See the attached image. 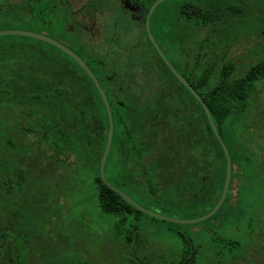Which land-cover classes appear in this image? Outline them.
I'll list each match as a JSON object with an SVG mask.
<instances>
[{
    "label": "trees",
    "instance_id": "trees-1",
    "mask_svg": "<svg viewBox=\"0 0 264 264\" xmlns=\"http://www.w3.org/2000/svg\"><path fill=\"white\" fill-rule=\"evenodd\" d=\"M53 1L40 0L37 10L33 1L0 0V18L2 9L15 5L20 20L33 25L34 32L73 50L98 78L114 119V138L105 167L108 182L145 209L141 202L208 214L222 195L227 161L203 107L174 77L148 39L147 45L159 62L157 67L144 51L145 60L138 65L129 56L131 63L112 62L109 69L107 62L111 61L101 60L93 49L88 51L93 69L77 52L86 53L88 45L78 6ZM155 1L147 0V10ZM206 3L179 4L171 9L172 16L163 13L157 17V8L151 29L168 60L208 106L231 156L229 190L222 207L211 218L220 214L234 224L241 223L236 230H242L245 237H225L219 232L200 245L183 236L179 247L166 255L150 252L147 238L140 235L139 222L143 217L158 219L134 208L101 179L109 123L93 81L58 48L32 38L7 36L0 38V53L6 59L10 55L14 63L9 68L0 65V105L5 111L11 105L19 108L18 117L11 116L10 120L14 119L23 137L9 132L6 140L10 120L2 117L0 264H117L123 260L125 264H264V149L251 151L258 159L234 157L225 139L229 121L243 117L254 96L255 124L244 129L252 136L248 144L261 147L264 142V106L259 103L257 87L264 79V50L251 49L256 58H248V65L240 72L241 66L234 60L223 63L208 58L212 49L203 46L214 40L216 32L231 28L242 11L237 0ZM260 11L264 13V8ZM162 26L169 30L164 31ZM249 33L259 37V32ZM57 34L61 40L53 37ZM261 36L264 41V33ZM10 39L14 42H7ZM182 58L188 61L187 73L180 72ZM117 66L121 68L116 70ZM96 72H103L101 78ZM170 79L179 87L172 95L164 87ZM178 108L180 112L173 111ZM162 119L178 139L192 135L191 125L198 131L197 142L192 140L188 150L179 152L185 158L183 165L169 161L175 154L174 147L159 142L157 124ZM238 141L235 136L233 142ZM179 166L183 170L172 181V172ZM86 171L95 185L88 193L90 203L112 218L111 232L103 235L101 245L89 239L73 213L85 195V182L78 176ZM108 172L113 173V180ZM90 243L97 248L91 249ZM6 251H11V263L7 262Z\"/></svg>",
    "mask_w": 264,
    "mask_h": 264
},
{
    "label": "rangeland",
    "instance_id": "rangeland-1",
    "mask_svg": "<svg viewBox=\"0 0 264 264\" xmlns=\"http://www.w3.org/2000/svg\"><path fill=\"white\" fill-rule=\"evenodd\" d=\"M211 1L213 0H168L158 6L157 17H161L163 13H165V16H172L171 9L178 6L179 4L193 2L198 5H204L206 2L209 3ZM237 1L239 3L238 8H241L242 14L240 16H237V18H235L236 20L234 19L231 28H227L226 26L221 30V32H216L214 35V40H212V42L209 43L206 47L203 46V48L212 49V54H208V58H212V61L221 60L224 63L228 60H234L237 63L238 67L241 66V68L238 69V71L240 72L245 69V65L247 64L248 58H256V53H254L255 51H250L251 49H261V53L264 50V41L263 37L261 36V33H264V13L260 11L264 8V0ZM14 6L15 5H12L11 8L2 9L3 16L0 18V32H34L35 29L33 25H28L27 22H24L23 20L19 19L17 13L18 11ZM109 6V11H106L103 14V19L106 23V27H109L108 33L103 35L104 39L95 48V52L101 57V60L111 61L107 62V64H109L107 65V68L112 69V62H117L115 64L118 65H124V63L129 64L133 62L134 64L138 65L140 62L145 60V57L143 56L144 51H146V55L148 56V58L152 60V62H154V65L157 67V65H159L158 59L147 44L142 42L141 48L136 47L140 39L143 41L145 40L142 39V35H144L143 27L142 30L134 29L131 27V25L124 26V24L121 22L122 27L128 28V33L130 34L126 35L125 30H121L123 28L119 25L120 29H118L116 32L123 33V35H126L121 36V39L119 40L115 35L116 33L114 31L113 19L114 17L120 16V11L118 7L114 4V0H109ZM249 11H252L253 13H250ZM162 28L164 31L169 30V28L165 26H162ZM250 30L259 32V37L255 38L256 35L251 36L249 33ZM59 36L60 35L57 34L53 37L60 39ZM250 36L255 39H251ZM107 39L109 40L110 44L106 42ZM7 42L12 43L14 41L10 39ZM62 42L68 44L67 41ZM71 47L74 49L72 45ZM77 52L80 53L84 60L94 69L93 64L88 56V50L86 53L82 50ZM13 54H16V52H11V55ZM129 56H131V62ZM8 57L10 58V55ZM9 58H4L0 53V65H6L9 68L14 63ZM182 61L183 66L180 67V72L187 73L186 67L188 65V61L186 58H182ZM219 66H222V64H219ZM118 68L121 67H115L116 70H119ZM96 73L98 77L101 78V73L103 74V72ZM7 78H10V74L7 75ZM164 87L168 89V93L170 95L173 94L175 89H179L177 83L173 79H170ZM257 87L259 88V103L261 104V106H264V79L257 84ZM6 103L7 105H10L9 101H7ZM2 107L3 105H0V121H2V117H7V120H10L11 116H13L11 118L18 117V115H16L17 111L19 110L18 107L13 105L8 106V109L10 108L8 111H5L4 108L2 109ZM255 107L257 106H255L253 96L252 100L250 101V107L247 109L245 115L241 118L232 117V119L225 127V129L227 130L225 139L228 146L231 148V153L234 157H236V155H239L240 157L251 158V160L258 159L260 157L254 153V155L252 156L251 151L258 152L260 148L264 149V142L260 143L261 147L254 143L248 144L252 136L247 129H244L245 126L254 127V116H256ZM173 111L180 112V109H173ZM183 114L189 113L183 112ZM13 120L14 119L10 120V125H6V140H8V138L10 137L9 132H13L15 137H23L20 132V128L17 127L16 129L17 124H15ZM20 121L21 120H19L18 123H20ZM169 127L170 124L161 121V124L159 125L160 131L158 132L159 142H168L171 146H173L175 154L173 157L170 158L169 161H179L180 164L183 165L185 158H182V155L179 154V152H182V150H188L191 146L192 140L193 143L197 142L198 131L194 126L191 125L190 131L192 135L183 136L178 139L174 131H168ZM243 130L245 131V133ZM262 130H264V126L262 127ZM235 136L239 138V143L233 142V138ZM29 138H31V136ZM182 170L183 166H179L175 170H173L172 174L174 175L172 181H175L177 179V176L181 174ZM61 175H64L63 171H61ZM107 175L110 180H113L112 172H108ZM78 180H84L85 182L83 184V193L85 195L83 197H80L83 199L80 201V204L76 203V210H74L73 213L76 219L81 223L83 227V232L89 235V239L91 238L92 240H94V243L101 245L104 238L103 235L107 234L108 232H111L110 220L112 218L101 213L98 207L90 203L91 200L90 197H88V193L93 191L95 188V185L93 183V176L88 171H86L78 176ZM141 205L146 207L147 210H150L154 213L174 219L192 220L195 218L202 217V213H200V211L196 212L195 214L186 213L173 209L165 204L150 205L141 202ZM240 227L241 223L234 224L230 220H225V218L223 216H220V214L215 216L214 218L196 224H177L163 220H153L147 217H143L139 222L140 235L142 237L147 238L150 252L156 250L157 253H165V255L168 254V251L173 250V248L179 247L180 241L182 240L183 236H188L197 241L198 243H201L200 245H203L209 241L213 234L219 232L222 233L225 237H245V234L242 230L241 232H237L236 229ZM86 239H88V237H86ZM90 245L91 249L97 248L94 246V244L90 243ZM125 262L126 261L123 260L122 262H117V264H125Z\"/></svg>",
    "mask_w": 264,
    "mask_h": 264
},
{
    "label": "water",
    "instance_id": "water-1",
    "mask_svg": "<svg viewBox=\"0 0 264 264\" xmlns=\"http://www.w3.org/2000/svg\"><path fill=\"white\" fill-rule=\"evenodd\" d=\"M168 1V0H157L152 7L149 10L147 19H146V32H147V36L149 41L151 42V44L153 45L154 49L156 50V52L158 53L159 57L162 59V61L165 63V65L167 66V68L171 71V73L174 75V77L192 94V96L200 103V105L203 107L205 114L207 116V119L209 121V124L211 126V129L215 135V137L217 138L219 144L221 145L223 152L225 154L226 157V161H227V170H226V179H225V184H224V188H223V192L222 195L218 201V203L216 204V206L213 208V210H211L208 214L199 217V218H195L192 220H180V219H174V218H170V217H165L162 215H159L157 213H154L150 210H147L145 208H143L142 206H140L139 204H137L130 196H128L125 192L115 188L114 186H112L108 180L106 179V175H105V167H106V163H107V159L108 156L110 154L111 151V147H112V142H113V134H114V122H113V115H112V111H111V107L108 101V98L106 96L105 91L102 89L100 82L98 80V78L94 75V73L91 71V69L88 67V65L76 54L74 53L72 50H70L69 48H67L66 46H64L63 44H61L60 42L49 38L47 36L41 35V34H37V33H33V32H27V31H2L0 32V38L1 37H7V36H20V37H27V38H32L35 40H39L45 43H48L56 48H58L59 50H61L62 52H64L65 54H67L69 57H71L85 72L86 74L90 77V79L93 81L105 107L107 110V114H108V119H109V131H108V137H107V144H106V148L103 154V157L101 159V163H100V176L102 181L105 183V185H107L110 189H112L113 191L117 192L118 194H120L124 200H126L130 205H132L134 208H136L137 210H139L140 212L153 217L155 219L158 220H163V221H167V222H171V223H177V224H196L199 222H203L205 220L210 219L211 217H213L218 211L219 209L222 207L228 190H229V186H230V181H231V175H232V161H231V156L230 153L220 135V133L218 132V128L217 125L215 124L212 115L209 111L208 106L206 105V103L201 99V97L198 95V93L193 89V87L177 72V70L174 68V66L171 64V62L168 60V58L166 57V55L163 53V51L161 50V48L159 47V45L157 44L156 40L154 39V36L151 32V28H150V19L151 16L153 14V12L156 10V8L163 2Z\"/></svg>",
    "mask_w": 264,
    "mask_h": 264
},
{
    "label": "flooded vegetation",
    "instance_id": "flooded-vegetation-1",
    "mask_svg": "<svg viewBox=\"0 0 264 264\" xmlns=\"http://www.w3.org/2000/svg\"><path fill=\"white\" fill-rule=\"evenodd\" d=\"M28 1H33L34 7L37 10H39L38 4L40 3V0H19V2L24 3V4L27 3ZM57 1H60V0H54L53 3H57ZM61 3H72L76 6H78V10H79V11H77V12H79L78 18L80 19V22L83 25V30H84V33H86V38H87L86 43L88 45H87L86 49L88 51H92L93 49H95L100 44V42L104 39L103 35L108 33L109 27H106V23L104 22V19H103V14L106 11H109V8H110L109 0H63V2L61 1ZM147 3H148L147 0H114V4L118 7V9L120 11V16L114 17V19H113L114 20V22H113L114 31L116 33L115 35L119 40L121 39V36H126V35L130 34V33H128L129 32L128 28L122 27V25H121V22H122L124 24V26L125 25L126 26L131 25V27L134 29H139V30L141 29L142 30V27H143L144 35H142L143 36L142 39H145V40L143 41L140 39V41L138 42V45L142 44V42L147 44L148 36H147V32H146V19H147L150 8L154 4L153 3L150 6V8L147 10ZM62 7L63 6H61V8ZM54 8H56V4H54ZM53 12L55 13L56 9H53ZM154 12H153L151 19H150V28H151V21H152ZM119 25L123 28L121 30H125L126 35H123V33L116 32L118 29H120ZM112 29H113V27H112ZM129 29H130V27H129ZM151 32H152V29H151ZM33 33H35V32H33ZM145 33H146V35H145ZM37 34H40V33H37ZM41 35L46 36L45 34H41ZM47 37H49V36H47ZM49 38H51V37H49ZM154 39H155V37H154ZM106 42L108 44H110L108 39L106 40ZM118 43H119V41H118ZM161 121H163V119ZM161 121L157 124L158 128H159V125L161 124ZM113 122H114V119H113ZM108 123H109V119H108ZM195 125H196V123H195ZM157 126H155V127H157ZM156 133H158V132H156ZM149 137H150V141H152L153 132H152V134H150ZM113 138H114V134H113ZM148 157L151 158V155H148ZM20 236H21L20 234L17 235L18 241H20V239L22 238ZM7 240H8V238H7ZM10 252L11 251H6V259H7V262L9 261V263H11V261H12L9 259V256H8ZM18 255H21V253ZM19 257L20 256H17V258H19Z\"/></svg>",
    "mask_w": 264,
    "mask_h": 264
}]
</instances>
